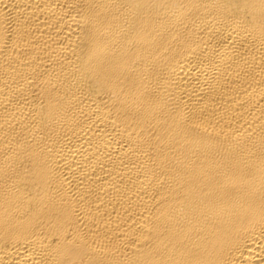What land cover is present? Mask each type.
Listing matches in <instances>:
<instances>
[{"label":"bare ground","instance_id":"obj_1","mask_svg":"<svg viewBox=\"0 0 264 264\" xmlns=\"http://www.w3.org/2000/svg\"><path fill=\"white\" fill-rule=\"evenodd\" d=\"M0 264H264V0H0Z\"/></svg>","mask_w":264,"mask_h":264}]
</instances>
